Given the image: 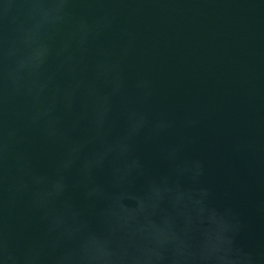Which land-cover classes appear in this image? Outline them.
<instances>
[{
	"label": "clouds",
	"instance_id": "1",
	"mask_svg": "<svg viewBox=\"0 0 264 264\" xmlns=\"http://www.w3.org/2000/svg\"><path fill=\"white\" fill-rule=\"evenodd\" d=\"M20 3L39 21L14 38L0 34V264H264V254L239 243L242 225L233 209L213 203L203 161L182 156L184 138L159 143L175 122L143 109L152 98V82L137 79L135 98L129 95L124 65L134 46L132 34L121 29L114 58L111 50H101L93 81L77 75L90 43L117 22V10L106 6L111 0ZM75 3L85 6L78 17ZM69 25L57 45L56 34ZM41 27L46 38L37 43ZM53 58L59 61L57 72L68 67L70 86L56 83L57 72H47ZM101 82L104 90L97 86ZM78 99L81 111L72 127L81 119L86 125L84 134L73 138L63 114ZM115 101L124 128L110 136ZM195 124L185 121L188 128ZM30 131L62 146L50 174L38 172L19 148ZM141 139L159 144L164 171L154 173L138 154ZM77 192L92 220L73 199ZM21 205L38 213L43 225L38 239L23 244L14 243L8 230Z\"/></svg>",
	"mask_w": 264,
	"mask_h": 264
},
{
	"label": "water",
	"instance_id": "2",
	"mask_svg": "<svg viewBox=\"0 0 264 264\" xmlns=\"http://www.w3.org/2000/svg\"><path fill=\"white\" fill-rule=\"evenodd\" d=\"M117 10L113 29L90 43L83 53L77 75L85 81L95 79V64L101 50L118 54L121 29L134 37V46L124 71L127 91L135 98V82L148 78L153 95L142 105L150 117L164 114L175 122L160 144L184 138L182 156L203 161V182L212 190L217 207H230L242 228L238 241L246 248L264 254V0H111L106 5ZM78 17L84 5L75 3ZM20 0H0V34L16 37L21 28H32L39 18L25 13ZM57 33L59 45L64 33ZM37 43L46 34L37 28ZM79 59L81 52L74 48ZM53 58L47 72H57ZM47 75V73H45ZM68 67L57 72L56 83L72 84ZM97 86L104 90L103 83ZM83 91V89L81 90ZM79 99L73 110L64 113V125L73 138L84 134ZM110 136L120 134L124 117L119 101L114 102ZM196 124L185 127V121ZM42 174H50L62 154L60 144L46 143L38 131L25 134L19 146ZM159 144L138 142L137 151L156 174L165 164L158 157ZM104 179L103 175L99 177ZM73 199L87 212L81 195ZM12 241L22 244L38 239L43 232L39 214L26 205L18 206L8 221Z\"/></svg>",
	"mask_w": 264,
	"mask_h": 264
}]
</instances>
